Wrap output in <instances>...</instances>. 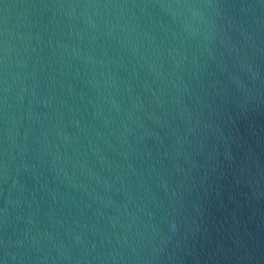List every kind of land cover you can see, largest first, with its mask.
I'll return each instance as SVG.
<instances>
[{"label":"water","instance_id":"1","mask_svg":"<svg viewBox=\"0 0 264 264\" xmlns=\"http://www.w3.org/2000/svg\"><path fill=\"white\" fill-rule=\"evenodd\" d=\"M0 264H264V0H0Z\"/></svg>","mask_w":264,"mask_h":264}]
</instances>
